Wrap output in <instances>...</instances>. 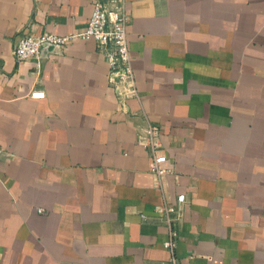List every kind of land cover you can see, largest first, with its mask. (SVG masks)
Segmentation results:
<instances>
[{"label": "crops", "instance_id": "0c3cea01", "mask_svg": "<svg viewBox=\"0 0 264 264\" xmlns=\"http://www.w3.org/2000/svg\"><path fill=\"white\" fill-rule=\"evenodd\" d=\"M137 96L92 38L17 60L19 34L81 32L92 0H0V264H264V0H123ZM44 91L31 98V91ZM161 128L157 179L137 127Z\"/></svg>", "mask_w": 264, "mask_h": 264}, {"label": "built area", "instance_id": "2783aa9c", "mask_svg": "<svg viewBox=\"0 0 264 264\" xmlns=\"http://www.w3.org/2000/svg\"><path fill=\"white\" fill-rule=\"evenodd\" d=\"M92 7V13L81 32L67 35L42 32L37 36L19 34L14 41L13 54L17 60L34 59L36 67L39 68L45 44L61 50L73 38H92L108 62V82L113 87L119 103L125 108V100L137 96L127 43L126 28L130 15L124 7L123 0H92ZM29 96L35 99L43 98L45 93L34 90L29 93ZM136 143L148 152L149 171L157 179L175 173L168 157L162 151V133L158 124L146 122L138 126ZM4 154L5 151L0 145V158ZM184 202L185 196L177 194L174 204L164 202L155 206L154 212L165 221L167 226V238L163 242V247L170 252V256L165 260L154 261L150 264H179L175 254L178 237L175 221L178 208Z\"/></svg>", "mask_w": 264, "mask_h": 264}]
</instances>
